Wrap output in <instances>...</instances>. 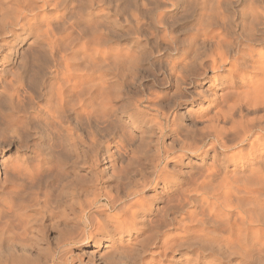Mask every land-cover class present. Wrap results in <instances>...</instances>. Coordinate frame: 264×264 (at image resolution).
Here are the masks:
<instances>
[{"label":"rangeland","instance_id":"rangeland-1","mask_svg":"<svg viewBox=\"0 0 264 264\" xmlns=\"http://www.w3.org/2000/svg\"><path fill=\"white\" fill-rule=\"evenodd\" d=\"M52 2L44 12L43 0H18L16 6L0 0V13L12 17L17 7L29 19L37 13L30 22L43 28L29 34L18 27L16 36L4 37L2 46L9 45H0V184L10 168L30 169L40 161L35 185L6 184L0 191V237H9L0 243V264L36 259L50 264H264V184L246 182L264 162V139L251 155V140L210 149L209 132L230 129L239 112L225 118L232 100L222 97L234 90L218 76L228 72L208 71L201 79L215 40L228 36L233 41L249 22L264 24L259 15L264 0H174L170 10L161 11L165 28L159 30L150 22L146 0ZM176 17L186 24L169 29ZM49 19L50 29L41 23ZM4 30L0 23V36ZM46 30L54 40L43 38ZM148 50L159 53L149 62L163 65L164 92L176 93L183 80L187 87L181 98L210 88L215 98L172 105L151 81L130 83L126 74ZM244 75L255 78L251 71ZM242 113L250 120L264 111L244 107ZM177 128H183L182 135ZM109 135L103 150L108 155L98 167L116 179L100 181L69 200L63 219L43 217L46 243L27 247L39 242L31 239L37 227L31 205L44 196L30 187H42L41 177L57 158L73 151L87 155L89 137ZM203 145L201 151L194 148ZM241 151L243 158H228ZM214 166L218 170L212 174ZM224 178L235 188L222 184ZM249 189H256V196ZM101 216L107 223L92 227L90 218Z\"/></svg>","mask_w":264,"mask_h":264},{"label":"bare ground","instance_id":"bare-ground-1","mask_svg":"<svg viewBox=\"0 0 264 264\" xmlns=\"http://www.w3.org/2000/svg\"><path fill=\"white\" fill-rule=\"evenodd\" d=\"M52 1L53 0H45V1L43 0V4L41 8L44 12H46V7H49L51 6V4H53ZM12 3H14V5L16 6L18 4V0H12ZM14 11H15L14 12L15 14H13L12 17L9 16L5 12L0 13V20H1L0 23L1 25L3 23L5 26L3 35L0 36V45L2 48H6L9 45V44H3L2 46V42L5 39L4 37L5 36L8 37V35L12 37L16 36L18 34V27L24 28L26 31H29V34L34 33L35 29L36 31L39 29H43L38 26L40 23H37L36 26H34L30 22L31 20L38 18L39 14L37 13L33 14L31 16L32 19L31 18L29 19V16L24 11H19L20 14H18V7ZM257 13L258 12H256V14ZM259 15L264 16V13L261 12ZM256 16H258V14ZM254 18L256 17L254 16ZM258 22L253 21L245 25L247 27L245 31L239 34L238 36L234 37L233 41L230 40L228 36L227 38L225 36L223 37L220 36L219 39L214 41V43L212 44L213 45L212 48L209 49L210 51H207L209 53V54L207 53L209 64L203 66V70L205 74L203 73L201 75V79L203 80L207 77L206 73L208 71H212L214 73L216 71L217 72H228L226 76H221V75L218 76V78L220 79L222 78L225 81V83L226 81L227 82L230 81L231 87L229 85H227V87L229 86L230 89L234 90L233 93L228 92L229 93L228 97L226 95L222 97L223 99H226V101L227 100L230 101L229 99L232 100L231 101L232 105L227 106L228 113L226 114L225 118H228V117L233 118L235 117L234 112H239L238 118L234 119L232 123V127L230 129L228 130H226V128L218 129L217 127V128H213V131L209 132L208 138L211 140V143L209 144L210 149L215 150L216 148H220L222 150H226L229 148L237 147L251 140L250 149L248 151V155H251V152H253L255 148L258 146V143L262 139H264L262 138L264 136V113L261 116L256 115L254 116V119L251 118L250 120L246 118V116L242 113V110L244 107L245 108L247 107V109L250 110L251 113L258 112L260 110L264 111V24H262L261 22L260 23ZM41 23L47 28H49L52 21H50L49 19ZM49 31L46 30V33L43 37L48 42L55 39V37H53L54 35L52 36V34H50ZM258 47H262V48H258ZM12 52L13 51H11V53ZM14 55L17 56V53L15 52ZM246 71H251L252 73H254L255 78L253 77L252 79H247L246 76L244 75V72ZM226 135L232 136L233 139L232 140L228 139L229 136L226 137ZM194 148H196L197 151H201L203 150L204 145L194 147ZM191 150H195V149L192 148ZM243 156L244 154L241 151V152H237L236 154H232L228 156V158L232 160V159H236L237 157L243 158ZM263 163H260L259 168L252 169V171L255 173L251 171L253 173V176L251 175V177L247 179L246 181L247 184L249 185L264 184V164ZM213 168L214 169L212 170L213 171L212 174H215L218 170V167L214 166ZM207 176L209 175L207 174ZM234 178L233 179L235 180V182H237L238 181L237 177H234ZM221 183L228 185L227 186L228 188L229 186L234 187L235 185L233 184V181L228 178L222 179ZM249 191H252V190L249 189ZM257 192L255 189L249 193H251L250 194L251 196L253 195L256 196L253 193H257ZM249 193L247 190V194ZM226 195H229V193H227ZM222 200L224 201L223 198ZM236 225L238 226L239 224L236 223ZM116 252H119V251H116Z\"/></svg>","mask_w":264,"mask_h":264},{"label":"clouds","instance_id":"clouds-1","mask_svg":"<svg viewBox=\"0 0 264 264\" xmlns=\"http://www.w3.org/2000/svg\"><path fill=\"white\" fill-rule=\"evenodd\" d=\"M174 6V0H146L144 7L149 10L151 13V23H153L157 30L164 29L165 23L161 21L160 15L162 10H170ZM186 24V20L182 17H176L174 20L168 22V28L174 29ZM147 46L145 45V48ZM173 48H176L175 43L172 44ZM159 53H153L151 50H148L147 57H139L137 59L136 67L133 72L126 74L130 76V83L133 85L137 84V79L151 81L154 85L156 91L160 92L161 98L164 99L167 103L175 105L181 102L190 103L192 100L197 99H214L211 88L206 90V92L200 93H188L186 97L181 98V93L186 92V87L181 81V86L178 88L176 93L169 95L167 92H164V89L167 87V77L164 75L163 65H154L149 61L154 55ZM184 79L188 78V66L185 65L183 68ZM169 116L173 115L172 111L168 112ZM170 126V125H169ZM176 134L182 135L183 128L175 129ZM108 139H111V135L104 137L101 136L98 139H93L89 137V143L87 148L89 152L87 155H83L79 152L73 151L71 154L64 155L57 158L56 163L53 168L49 169L48 174L45 177H41L42 187H30V192L43 191L44 196L42 199L36 200L31 207L35 210L36 220L33 221L37 227L33 228L34 235L31 237L32 241L36 244L26 245L27 247H37L45 244L46 241L41 239L43 236V217L49 216L53 221H56L57 217L60 219L64 218L66 210L71 207V204L68 202L73 197L77 195H83L84 193L90 191L96 183L103 181L107 182L109 180L116 179L115 176L106 175L107 168H99L98 161L102 156L108 155L106 151H103L108 148ZM3 163V160H0V164ZM23 164V159L20 161ZM40 161L37 160L33 163V166L30 169L12 167L10 168L7 181L0 184V191L6 186V184H11L18 186L24 184L25 182L31 181L32 185H35L34 176L40 175V169L38 167ZM89 169V172H81L82 169ZM92 169H96L95 172H92ZM81 177H88L87 180H82ZM107 223L105 217L101 216L100 220L97 221L95 217L90 218V223L92 227L102 226ZM15 235V234H12ZM8 235L0 237V243L3 240H7ZM16 241H12L14 245ZM43 255V253H41ZM3 264H9L7 260ZM16 264H21V262H16ZM32 264H50L49 260L36 259Z\"/></svg>","mask_w":264,"mask_h":264}]
</instances>
